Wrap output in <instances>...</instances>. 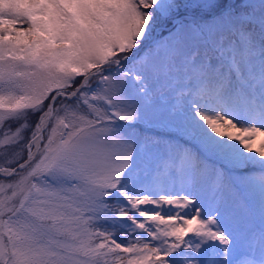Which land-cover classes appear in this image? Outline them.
<instances>
[{
	"label": "snow or ice",
	"instance_id": "snow-or-ice-1",
	"mask_svg": "<svg viewBox=\"0 0 264 264\" xmlns=\"http://www.w3.org/2000/svg\"><path fill=\"white\" fill-rule=\"evenodd\" d=\"M161 78L191 99L157 117ZM0 264H264V0H0Z\"/></svg>",
	"mask_w": 264,
	"mask_h": 264
},
{
	"label": "rangeland",
	"instance_id": "rangeland-1",
	"mask_svg": "<svg viewBox=\"0 0 264 264\" xmlns=\"http://www.w3.org/2000/svg\"><path fill=\"white\" fill-rule=\"evenodd\" d=\"M166 32H161L158 39H163L166 37ZM79 79V78H78ZM148 86L152 89L153 95L155 97L154 111L157 114V117L160 113L165 110H170L171 106L174 104L183 103L187 99H191V97L185 96L180 97L178 95L180 88L183 86L182 84H178L175 80H165L161 78L159 81L149 80ZM8 125L5 124V128ZM13 129L15 125H12ZM136 132L139 137L144 136H153L159 137L161 139V144L159 147H150V151L146 150L142 157V166L148 171H153L157 167L160 166L162 179L168 180L166 175H163L165 170L166 163V148L165 143L169 140V132L165 127L164 122L160 119H154L151 124H138L136 126ZM176 188L179 189L180 181L179 178L176 179ZM199 189L202 197L205 199L206 203L211 202L213 206L216 204L225 205L227 197H228V188H217L214 187L212 181L208 178H204L200 180ZM169 190L171 189V182L169 181ZM250 201H255L258 203V209L249 211V216H247V212L238 216L233 224L236 228V235L241 241V247L238 249L237 255L240 259L247 258L246 253V244L249 240V236L251 235L249 230H253L254 234L258 238L259 229L261 227V219L259 213V199L258 195H251ZM232 207V206H231ZM253 213L254 215H251Z\"/></svg>",
	"mask_w": 264,
	"mask_h": 264
},
{
	"label": "trees",
	"instance_id": "trees-1",
	"mask_svg": "<svg viewBox=\"0 0 264 264\" xmlns=\"http://www.w3.org/2000/svg\"><path fill=\"white\" fill-rule=\"evenodd\" d=\"M117 235H118V238H120V234H119V233H117Z\"/></svg>",
	"mask_w": 264,
	"mask_h": 264
},
{
	"label": "bare ground",
	"instance_id": "bare-ground-1",
	"mask_svg": "<svg viewBox=\"0 0 264 264\" xmlns=\"http://www.w3.org/2000/svg\"><path fill=\"white\" fill-rule=\"evenodd\" d=\"M234 131V130H233Z\"/></svg>",
	"mask_w": 264,
	"mask_h": 264
}]
</instances>
